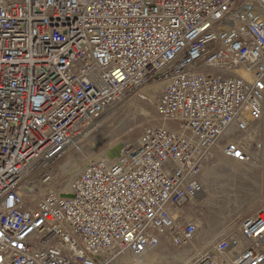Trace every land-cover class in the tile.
<instances>
[{
	"label": "built area",
	"instance_id": "1",
	"mask_svg": "<svg viewBox=\"0 0 264 264\" xmlns=\"http://www.w3.org/2000/svg\"><path fill=\"white\" fill-rule=\"evenodd\" d=\"M156 86L158 122L64 180ZM216 153L264 180V0H0V264H264V183L236 226L190 211Z\"/></svg>",
	"mask_w": 264,
	"mask_h": 264
},
{
	"label": "rangeland",
	"instance_id": "2",
	"mask_svg": "<svg viewBox=\"0 0 264 264\" xmlns=\"http://www.w3.org/2000/svg\"><path fill=\"white\" fill-rule=\"evenodd\" d=\"M156 87H146L145 94L128 95L88 128L81 152L68 154L56 165L64 180L89 161L113 159L122 146L137 139L145 126L158 122L154 105L160 86ZM149 89L154 90L152 97L147 95ZM68 157L71 161L65 165ZM258 174L253 168L225 159L219 153L214 155L201 174L204 191L190 207L191 212L200 207L197 216L204 230L216 233L238 225L241 219L253 214L259 207L257 187L264 183Z\"/></svg>",
	"mask_w": 264,
	"mask_h": 264
},
{
	"label": "bare ground",
	"instance_id": "3",
	"mask_svg": "<svg viewBox=\"0 0 264 264\" xmlns=\"http://www.w3.org/2000/svg\"><path fill=\"white\" fill-rule=\"evenodd\" d=\"M157 88V87H156ZM146 92H147V95L148 96H153V94H154V90H151V89H149V90H146ZM112 157H113V155H111ZM70 161H71V157H69L68 159H67V162L65 163V165H68L69 163H70ZM81 170V169H80ZM76 172V171H75Z\"/></svg>",
	"mask_w": 264,
	"mask_h": 264
}]
</instances>
